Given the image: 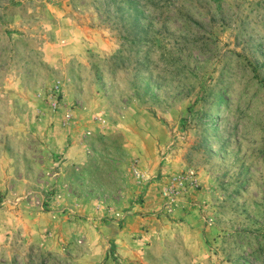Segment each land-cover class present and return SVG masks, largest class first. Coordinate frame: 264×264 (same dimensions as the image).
Listing matches in <instances>:
<instances>
[{"label": "rangeland", "instance_id": "374dc122", "mask_svg": "<svg viewBox=\"0 0 264 264\" xmlns=\"http://www.w3.org/2000/svg\"><path fill=\"white\" fill-rule=\"evenodd\" d=\"M0 264H264V0H0Z\"/></svg>", "mask_w": 264, "mask_h": 264}, {"label": "built area", "instance_id": "2783aa9c", "mask_svg": "<svg viewBox=\"0 0 264 264\" xmlns=\"http://www.w3.org/2000/svg\"><path fill=\"white\" fill-rule=\"evenodd\" d=\"M174 188H175V187L172 186L171 188H167V189H165L164 194H165L166 196H167V195H171V193H173V191L175 190Z\"/></svg>", "mask_w": 264, "mask_h": 264}]
</instances>
